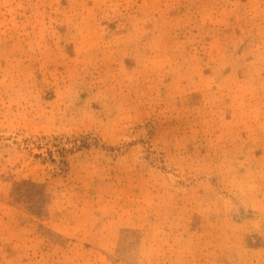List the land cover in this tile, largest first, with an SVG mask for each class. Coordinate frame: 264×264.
I'll return each instance as SVG.
<instances>
[{
	"label": "rangeland",
	"instance_id": "rangeland-1",
	"mask_svg": "<svg viewBox=\"0 0 264 264\" xmlns=\"http://www.w3.org/2000/svg\"><path fill=\"white\" fill-rule=\"evenodd\" d=\"M0 264H264V0H0Z\"/></svg>",
	"mask_w": 264,
	"mask_h": 264
}]
</instances>
